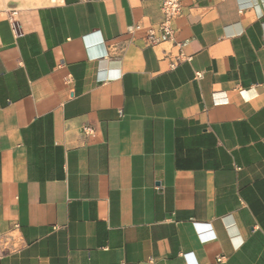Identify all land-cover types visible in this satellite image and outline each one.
Instances as JSON below:
<instances>
[{
    "label": "crops",
    "instance_id": "1",
    "mask_svg": "<svg viewBox=\"0 0 264 264\" xmlns=\"http://www.w3.org/2000/svg\"><path fill=\"white\" fill-rule=\"evenodd\" d=\"M182 5L0 0V264H264V0Z\"/></svg>",
    "mask_w": 264,
    "mask_h": 264
},
{
    "label": "built area",
    "instance_id": "2",
    "mask_svg": "<svg viewBox=\"0 0 264 264\" xmlns=\"http://www.w3.org/2000/svg\"><path fill=\"white\" fill-rule=\"evenodd\" d=\"M162 20L157 26H151L145 30L144 42L147 47L158 48L164 44H170L175 50V53L171 51H163L165 57L171 58V68H176L179 64L184 62H190L192 56L185 52V44L179 42L176 39V30L174 28V21L182 15L183 5L182 0H160ZM142 26L136 25L131 27L129 32L134 33L141 31ZM202 73H197L196 77L200 78ZM83 133L86 136L95 135V129L91 126H85ZM224 260V257L219 259L220 262Z\"/></svg>",
    "mask_w": 264,
    "mask_h": 264
}]
</instances>
